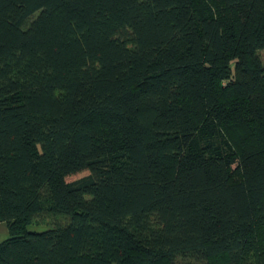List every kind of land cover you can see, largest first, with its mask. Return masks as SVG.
Segmentation results:
<instances>
[{
	"label": "trees",
	"instance_id": "1",
	"mask_svg": "<svg viewBox=\"0 0 264 264\" xmlns=\"http://www.w3.org/2000/svg\"><path fill=\"white\" fill-rule=\"evenodd\" d=\"M0 222V264H264V0H0Z\"/></svg>",
	"mask_w": 264,
	"mask_h": 264
},
{
	"label": "crops",
	"instance_id": "2",
	"mask_svg": "<svg viewBox=\"0 0 264 264\" xmlns=\"http://www.w3.org/2000/svg\"><path fill=\"white\" fill-rule=\"evenodd\" d=\"M10 236L6 222H0V243L7 240Z\"/></svg>",
	"mask_w": 264,
	"mask_h": 264
},
{
	"label": "rangeland",
	"instance_id": "3",
	"mask_svg": "<svg viewBox=\"0 0 264 264\" xmlns=\"http://www.w3.org/2000/svg\"><path fill=\"white\" fill-rule=\"evenodd\" d=\"M85 174H87V173H81V174H78V175H75V176H72V177H70L69 178V181H75V180H77V179H80L81 177H83ZM32 229H37V230H43V228H40V227H34V228H32ZM226 262V260H221V262ZM216 264H221V263H219V262H217ZM223 264V263H222Z\"/></svg>",
	"mask_w": 264,
	"mask_h": 264
}]
</instances>
